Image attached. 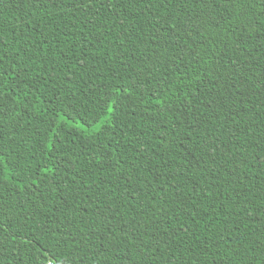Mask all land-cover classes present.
<instances>
[{"label":"trees","instance_id":"trees-1","mask_svg":"<svg viewBox=\"0 0 264 264\" xmlns=\"http://www.w3.org/2000/svg\"><path fill=\"white\" fill-rule=\"evenodd\" d=\"M264 264V0H0V264Z\"/></svg>","mask_w":264,"mask_h":264},{"label":"built area","instance_id":"built-area-1","mask_svg":"<svg viewBox=\"0 0 264 264\" xmlns=\"http://www.w3.org/2000/svg\"><path fill=\"white\" fill-rule=\"evenodd\" d=\"M46 264H53V263H51V262H48V263H46Z\"/></svg>","mask_w":264,"mask_h":264}]
</instances>
